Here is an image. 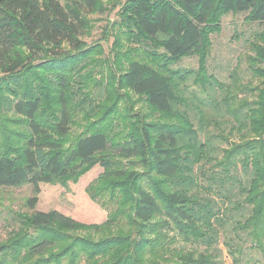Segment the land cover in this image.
Wrapping results in <instances>:
<instances>
[{
    "label": "trees",
    "instance_id": "16d2710c",
    "mask_svg": "<svg viewBox=\"0 0 264 264\" xmlns=\"http://www.w3.org/2000/svg\"><path fill=\"white\" fill-rule=\"evenodd\" d=\"M99 6L0 0V190H32L27 211L12 212L0 264H221L227 219L232 263L264 262V0H122L104 59L82 40ZM230 13L255 27L246 84L206 67ZM193 56L197 70L172 68ZM185 83L205 97L186 96ZM96 166L85 192L104 223L34 210L41 184H75Z\"/></svg>",
    "mask_w": 264,
    "mask_h": 264
},
{
    "label": "rangeland",
    "instance_id": "374dc122",
    "mask_svg": "<svg viewBox=\"0 0 264 264\" xmlns=\"http://www.w3.org/2000/svg\"><path fill=\"white\" fill-rule=\"evenodd\" d=\"M64 4L67 0H59ZM100 6L97 13L88 15L90 21V31L85 33L82 37L88 45H93L98 43L101 45L103 54L99 56L100 58H110V49L113 39L111 36L108 40H103V31L107 27L108 22H113L116 20V12L118 11L117 4L122 0H99ZM244 14H227L220 19V30L217 33L210 35L211 48L209 56L206 60L207 71L210 75H213L218 81L224 83L225 85L230 84V75L235 72L240 78L243 84L249 83L251 81V73L247 66V57L252 55L249 47V42L255 31L253 25H249L244 21ZM97 56V60H99ZM106 68V64L104 66ZM172 68L184 69V70H197L198 69V58L193 56L191 58H185L179 61L176 65H172ZM187 92H195L197 100L205 97L204 94L198 92V90L191 84L185 83ZM190 96V95H189ZM135 99V98H133ZM108 102L104 101V106L108 105ZM198 107V104L195 105ZM121 109V107H120ZM220 108H218L219 110ZM134 112L139 110L145 111V106L143 104H135L132 107ZM220 113H224L219 110ZM211 113V112H207ZM210 115V114H209ZM220 120V119H219ZM224 120L221 124V130L226 134L230 132V123ZM209 134H215L218 130L210 128ZM205 134H200V139L202 140ZM231 139L238 141L239 135L233 133ZM217 147H225L220 141H215ZM102 169L96 166L89 170L86 174L79 178L78 182L68 183L66 186L62 187L59 185H40V194L38 195V203L34 210L41 212H49L56 210L61 214L68 216L75 221L85 224H102L106 220L107 213L102 210L99 205L92 202L86 192V187L94 181L100 174ZM31 187L24 186L18 189H4L0 190V241H4L7 234L15 229L12 223V212L27 211L24 207V200L31 195ZM232 202L240 199L239 196L231 198ZM219 199L217 198L216 201ZM220 201V200H219ZM231 203H224L225 207H230ZM234 214H231V216ZM234 217V216H233ZM233 219V218H232ZM231 219H227L224 223V228L219 232L218 235V249L220 250L221 264H233L226 248L223 245V239L229 234L228 229L230 228ZM85 235L87 234L84 232ZM93 235V233H91ZM90 234V235H91ZM91 235V236H92ZM94 239L95 235L92 236ZM246 254L250 258L260 260V256L255 253H250L245 250ZM260 264H264L261 261Z\"/></svg>",
    "mask_w": 264,
    "mask_h": 264
}]
</instances>
